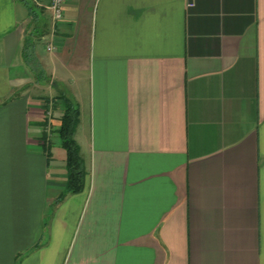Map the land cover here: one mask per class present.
Returning <instances> with one entry per match:
<instances>
[{
  "label": "crops",
  "instance_id": "crops-1",
  "mask_svg": "<svg viewBox=\"0 0 264 264\" xmlns=\"http://www.w3.org/2000/svg\"><path fill=\"white\" fill-rule=\"evenodd\" d=\"M0 264H264V0H0Z\"/></svg>",
  "mask_w": 264,
  "mask_h": 264
},
{
  "label": "trees",
  "instance_id": "trees-1",
  "mask_svg": "<svg viewBox=\"0 0 264 264\" xmlns=\"http://www.w3.org/2000/svg\"><path fill=\"white\" fill-rule=\"evenodd\" d=\"M78 117V109L69 100H65L64 113L61 117L58 135L61 146L66 153V195L82 191L86 176L84 162L80 156L78 145L74 140V132L78 123Z\"/></svg>",
  "mask_w": 264,
  "mask_h": 264
},
{
  "label": "built area",
  "instance_id": "built-area-1",
  "mask_svg": "<svg viewBox=\"0 0 264 264\" xmlns=\"http://www.w3.org/2000/svg\"><path fill=\"white\" fill-rule=\"evenodd\" d=\"M66 0H49V10L51 12L53 22H58L63 19V10ZM48 49H51L48 47Z\"/></svg>",
  "mask_w": 264,
  "mask_h": 264
}]
</instances>
